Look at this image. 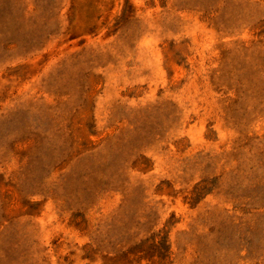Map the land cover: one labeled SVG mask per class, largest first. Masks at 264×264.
I'll list each match as a JSON object with an SVG mask.
<instances>
[{
    "label": "rangeland",
    "instance_id": "obj_1",
    "mask_svg": "<svg viewBox=\"0 0 264 264\" xmlns=\"http://www.w3.org/2000/svg\"><path fill=\"white\" fill-rule=\"evenodd\" d=\"M0 264H264V0H0Z\"/></svg>",
    "mask_w": 264,
    "mask_h": 264
}]
</instances>
